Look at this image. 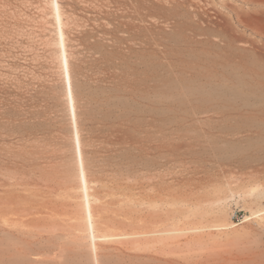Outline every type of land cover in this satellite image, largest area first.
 Wrapping results in <instances>:
<instances>
[{
    "label": "rangeland",
    "instance_id": "obj_1",
    "mask_svg": "<svg viewBox=\"0 0 264 264\" xmlns=\"http://www.w3.org/2000/svg\"><path fill=\"white\" fill-rule=\"evenodd\" d=\"M249 3L0 0V207L22 195L49 215L19 227L33 254L1 217L0 264H264L263 146L225 112L238 82L264 91Z\"/></svg>",
    "mask_w": 264,
    "mask_h": 264
},
{
    "label": "bare ground",
    "instance_id": "obj_2",
    "mask_svg": "<svg viewBox=\"0 0 264 264\" xmlns=\"http://www.w3.org/2000/svg\"><path fill=\"white\" fill-rule=\"evenodd\" d=\"M248 2H250L251 4H259L258 1L259 0H247ZM246 2V1H244ZM249 3V4H250ZM263 4V3H262ZM236 12L238 11L237 9L235 10ZM255 12V11H254ZM253 12V13H254ZM260 12V11H259ZM55 13L57 15V17L59 18L60 16V12H59V6H58V3L56 2L55 4ZM238 14V13H236ZM255 14V13H254ZM258 14V13H257ZM256 14V15H257ZM239 15V14H238ZM264 15V12H262V16ZM261 18H264V17H261ZM59 37H60V44H61V47H62V50H63V53L65 54V44H64V35H63V31L61 30V28H59ZM64 63L66 65V81H67V89H68V97H69V102H70V105L72 106V112H73V116H74V110H73V89H72V84H71V80H70V77H69V72H68V65H67V60H66V57L64 56ZM235 83V82H234ZM253 83V82H252ZM230 84V83H229ZM242 86V82H238L237 83V87L232 91V96H230V98H228L225 102L227 103H230V105L232 107H230L229 109H226L225 112L230 114V115H247L248 118L250 120H252V122L255 123L254 125V129L255 130H248L249 132H253L255 134V138L259 141V146H263L261 148L260 151H262L264 153V91H261V90H257L259 91V93L255 92L253 89H255V87H252L254 86V84L252 86L250 85H247V94H243L242 91H239V89L241 88ZM257 86V85H256ZM259 86V85H258ZM229 90V89H228ZM230 91V90H229ZM227 94V93H226ZM226 98V97H225ZM238 100H242L240 103H238L237 101ZM233 103H238L237 105H234V107L236 108H233ZM220 109V108H219ZM225 115V114H224ZM222 117V116H221ZM226 117H231V116H226ZM241 117H244V116H241ZM223 118V117H222ZM233 118V117H232ZM230 119V118H228ZM237 120H238V117H237ZM236 121V120H235ZM241 119H240V123H241ZM230 123V121H229ZM235 123V122H234ZM233 124V122H232ZM244 124V123H243ZM236 125V124H234ZM238 126V125H236ZM248 126V125H247ZM246 126V127H247ZM241 131H239L240 133ZM242 133V132H241ZM251 134V133H250ZM248 140V139H247ZM251 145V144H250ZM76 152H77V157H78V169H79V181H80V186H82L83 188V193H84V196L86 198L85 200V204H84V210H85V214H86V221H87V227L88 229L92 232V235H91V238H92V245H93V249L95 251V240H96V236L95 234H93V230H94V224H93V220H92V208H91V205H90V202L88 200V187H87V175H86V171H85V166H84V159L82 157V151H81V147H80V140H79V137L77 135V132H76ZM261 152V153H262ZM260 154V153H259ZM255 156V155H254ZM264 159V158H263ZM263 171H264V168H263ZM262 173V171H261ZM25 184V183H23ZM19 188V186H17ZM22 187V186H20ZM27 189V187H25L24 185V188L23 189ZM22 190V189H21ZM31 191V190H30ZM29 190L25 192H30ZM24 192V191H23ZM22 192V193H23ZM31 193V192H30ZM27 194V196L30 195ZM21 194V192L19 193ZM34 193L32 192V195ZM32 195H30L32 197ZM41 195V194H40ZM22 196V195H21ZM21 196H18V202H10L2 207H0V218L4 220V218L10 222V226L13 225V230L14 231H10L8 234L13 237V239H11V241H15L13 242V245L12 247L13 248H17V249H25L26 251H29L31 254H33V251H32V243L31 240H30V237L33 236V239L35 237V235H31L33 234L32 232H28L25 234L26 232V229H25V232L24 231H21L19 229V227H25L26 225H33L37 222H40L42 223V221L46 220V217L48 216H45L42 217V214L44 215L43 213V210L42 209H46L43 205L42 209H39L38 206L39 204H31V205H27L22 203V201L25 199H22V201L20 202V199ZM36 197V195H34ZM44 196V195H43ZM8 197V196H7ZM13 197V196H12ZM46 197V196H45ZM6 198V197H5ZM10 198V197H9ZM29 197H27V200H28ZM34 199V197H32ZM39 198V196H38ZM38 198H35L38 199ZM41 199V198H40ZM25 201V200H24ZM38 201V200H37ZM45 201V200H44ZM52 202V201H51ZM41 203V202H40ZM53 203V202H52ZM43 204V203H42ZM47 204V203H46ZM58 204V203H57ZM50 205V204H49ZM64 206V205H63ZM54 207V206H53ZM57 207V206H56ZM52 208V207H51ZM48 209V207H47ZM47 213L50 212L48 210H46ZM260 212V211H259ZM52 214V213H50ZM259 214V213H258ZM257 215V214H256ZM1 221V220H0ZM8 222V223H9ZM7 223V222H6ZM51 223V222H50ZM50 223L46 224V225H49ZM45 224V222H44ZM60 224V223H59ZM36 225V224H35ZM39 225V223H38ZM41 225V224H40ZM42 226V225H41ZM44 226V225H43ZM40 228L42 229V233H43V229L45 228ZM51 227V225H49ZM57 226H60V225H57ZM30 227V226H29ZM31 228V227H30ZM64 228V227H63ZM35 229V228H33ZM38 229V227H37ZM38 229V230H40ZM49 229V228H48ZM61 229V227H60ZM57 230V229H56ZM63 230V229H62ZM46 231L47 228L45 229V233H47ZM52 231V230H51ZM60 231V230H59ZM65 231V229L63 230ZM50 232V229L49 231ZM53 233L57 232V231H52ZM61 232V231H60ZM41 233V234H42ZM58 233V232H57ZM48 234H51V233H48ZM56 235V234H55ZM32 239V238H31ZM43 238H38L36 239V242H38L39 240H41ZM35 240V239H34ZM30 241V242H29ZM44 242V246L43 247H39V250L40 251H44L46 253H50V245L53 244L54 240L52 241L51 238H47V239H43L41 240ZM10 252V251H9ZM97 260V259H96Z\"/></svg>",
    "mask_w": 264,
    "mask_h": 264
}]
</instances>
